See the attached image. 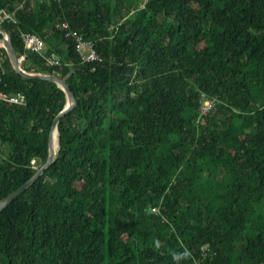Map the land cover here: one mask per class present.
Returning <instances> with one entry per match:
<instances>
[{
	"label": "trees",
	"instance_id": "1",
	"mask_svg": "<svg viewBox=\"0 0 264 264\" xmlns=\"http://www.w3.org/2000/svg\"><path fill=\"white\" fill-rule=\"evenodd\" d=\"M141 4L0 0L22 68L73 72L77 100L54 163L0 213V264H264V0ZM65 22L102 61L81 62ZM0 93L26 96L0 104L1 201L47 162L67 96L3 47Z\"/></svg>",
	"mask_w": 264,
	"mask_h": 264
},
{
	"label": "built area",
	"instance_id": "2",
	"mask_svg": "<svg viewBox=\"0 0 264 264\" xmlns=\"http://www.w3.org/2000/svg\"><path fill=\"white\" fill-rule=\"evenodd\" d=\"M141 2H142L141 5L144 6L147 0H141ZM1 19L2 20L9 19L13 23H16L15 15L13 16L12 13L7 11H2ZM62 28L66 30L67 37L73 39L75 43L76 52L78 53L82 63L102 61V57L98 54L96 43L94 41L88 40L79 32L72 30L67 22L62 24ZM21 39L26 49L30 50L31 52L44 56V59L49 66L60 65V61H61L60 57H58L54 53L50 55L47 54V47L45 41L40 36L30 32H21ZM2 101H6L10 104L21 106L26 104V96L22 93L12 94L10 96H6L3 93H0V104ZM212 106H213V101L204 94L201 97L202 113L209 112ZM153 210L155 211V209ZM203 250H205L204 247L202 248V251Z\"/></svg>",
	"mask_w": 264,
	"mask_h": 264
},
{
	"label": "water",
	"instance_id": "3",
	"mask_svg": "<svg viewBox=\"0 0 264 264\" xmlns=\"http://www.w3.org/2000/svg\"><path fill=\"white\" fill-rule=\"evenodd\" d=\"M0 33H2V38L0 39V47H3L6 49V52L10 59L12 67L18 74H20L24 78L31 79V80H44V81L54 82L60 88L64 90L67 96V105L65 109L54 120L53 126L49 134V142H48L49 157L47 159V162L38 170V172L35 174V176L31 180L26 182L19 189H17L13 193H11L9 196H7L6 198L0 201V213H1L13 201L19 198L37 179H39L43 175L45 170H47L54 163L55 158H56V150H55L56 147L54 146V137H55L56 132L58 136V124L64 116L70 113L77 106V100L70 86L67 83V79L70 77V75L73 74V72H71L64 79H61L59 76H55V75L42 74V73H30V72L25 71L22 68L21 61L18 59L17 54L15 52L11 34L6 28H3L2 26H0Z\"/></svg>",
	"mask_w": 264,
	"mask_h": 264
},
{
	"label": "bare ground",
	"instance_id": "4",
	"mask_svg": "<svg viewBox=\"0 0 264 264\" xmlns=\"http://www.w3.org/2000/svg\"><path fill=\"white\" fill-rule=\"evenodd\" d=\"M14 13V12H13ZM4 21V20H3ZM6 21V20H5ZM47 47V46H46ZM62 59V58H61ZM61 62V61H60ZM54 68V66H53ZM58 144V138H57V132L55 133V137H54V146L57 147Z\"/></svg>",
	"mask_w": 264,
	"mask_h": 264
},
{
	"label": "rangeland",
	"instance_id": "5",
	"mask_svg": "<svg viewBox=\"0 0 264 264\" xmlns=\"http://www.w3.org/2000/svg\"><path fill=\"white\" fill-rule=\"evenodd\" d=\"M204 252H205V250L202 251V253H204ZM262 257H264V255Z\"/></svg>",
	"mask_w": 264,
	"mask_h": 264
}]
</instances>
